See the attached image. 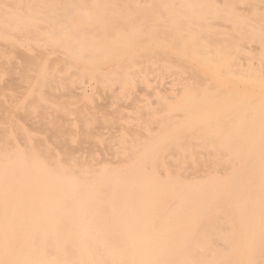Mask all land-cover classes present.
Segmentation results:
<instances>
[{"label":"bare ground","instance_id":"obj_1","mask_svg":"<svg viewBox=\"0 0 264 264\" xmlns=\"http://www.w3.org/2000/svg\"><path fill=\"white\" fill-rule=\"evenodd\" d=\"M0 264H264V0H0Z\"/></svg>","mask_w":264,"mask_h":264}]
</instances>
